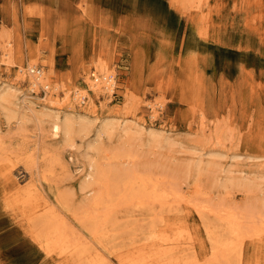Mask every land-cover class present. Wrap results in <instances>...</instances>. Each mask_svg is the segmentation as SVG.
Masks as SVG:
<instances>
[{"label":"rangeland","instance_id":"1","mask_svg":"<svg viewBox=\"0 0 264 264\" xmlns=\"http://www.w3.org/2000/svg\"><path fill=\"white\" fill-rule=\"evenodd\" d=\"M32 64L43 68L44 96L29 88ZM102 67L114 74V96L89 86ZM6 86L12 95L0 105V155L8 162L0 168V264H69L22 231L31 205L16 186L34 181L43 201L85 240L86 226L72 213L83 216L94 192L82 186L88 160L103 164L115 151L118 169L130 152L138 156L137 173L172 179L183 203L166 205L162 227L175 235L173 228L186 226L193 247H180L197 261L208 264L205 230L224 231L225 222L209 211L203 220L184 200L264 215V0H0V89ZM75 90L86 94L85 103L73 100ZM24 97L37 111L72 113L87 122L85 130L76 121L69 144L51 115L38 122L30 114ZM105 120L112 129L97 132ZM132 204L109 218L106 246L90 244L95 261L138 262H131L133 245L148 244L147 213L159 207ZM241 248L230 264H264V232Z\"/></svg>","mask_w":264,"mask_h":264},{"label":"bare ground","instance_id":"2","mask_svg":"<svg viewBox=\"0 0 264 264\" xmlns=\"http://www.w3.org/2000/svg\"><path fill=\"white\" fill-rule=\"evenodd\" d=\"M7 54L8 51H5L4 55ZM102 68H103L102 70H99L101 71L100 74L98 73L97 74L98 76L93 77L92 79L93 84H89V86L92 89L100 87V89L103 90L105 93L107 92L110 93V90L113 89V86L115 84L114 82L115 80L113 81L114 74L106 72V69H104L105 67ZM35 69L36 70L38 69V74L37 73L33 74L31 72L34 71ZM41 69H43L41 66H36L35 64H32L29 67H27L25 70L26 72L25 75L29 76V79L31 80L30 86L32 87L29 88L31 89L36 88L35 89L36 94H39L40 85L43 86L45 93L47 88L49 87L47 80H45L46 77L44 76V72ZM18 72H21L19 75L23 76L24 70L22 66H20ZM10 88L11 87L6 86L0 89V105H3V103L1 104V102L5 101L7 98L10 97V96L7 97L9 94H11L8 93L9 92L8 90H10ZM35 90L33 91L35 92ZM81 92L75 90L72 96L73 100L75 102L77 101L79 104H83L86 102L83 101L82 103L80 101L79 94H82ZM25 98L26 97L22 98L23 100L21 101H23V103H26V106L30 111V114L38 122H40V119L42 118L41 117L42 114H43L42 116L51 115L47 111H37L34 108V105L27 104V102H24V100L25 101L27 100ZM17 100L19 101L20 99L18 98ZM71 114L72 113L67 112V113H63L62 116L56 114L50 116L51 117L50 122L52 126L54 128L59 129L64 134L69 144L72 141L71 139H72V133L74 132L75 122L76 121L79 122L77 124L79 129L82 128L84 129L85 127L83 126L87 124V122L83 121V119L75 118V116ZM78 128L76 129L78 130ZM111 129H112V125L110 124V122H107L105 120L102 121L101 124H99L97 132L100 131L108 132ZM152 133L153 132H151L149 136L152 137V140L153 138L155 140V137ZM97 135L99 136V134ZM87 146L92 147L93 146L92 142L88 143ZM97 147L94 150L97 151L98 154H101L102 151L100 153L99 150L100 149L103 150V148L98 149ZM122 148L124 149V147ZM109 152H111V150ZM107 155L108 158L107 159L105 158V162L103 164H99L96 161L94 162L92 160H88L89 171L87 177L82 182V186L84 187L93 186L94 192L91 195L90 200L85 205L82 206V210L84 211L83 216L77 217L76 213H72V215H75L74 216L75 220H77L80 223H84L86 226L87 236L85 240H83L84 236H79L77 233H75L78 231L77 229H76L77 231H75L72 229L73 227L71 228L70 226L67 225V223L65 222L67 221L65 220L66 218L64 219L63 216H61V214L57 212L55 207L50 205L48 206V204H46V202L43 201L44 197L40 194L38 187L34 183V181L31 182V180L23 184L18 182L16 186V191L20 196V198L22 199V202L27 205H31V207L27 209V213L29 214L30 218H28L27 222H25V224L22 225V231L33 238V240L35 241L39 249L43 251V253L49 255L50 253L52 254L55 252V254L57 253L58 255L57 254L56 255L59 256L61 260H63V263L67 262L69 264H106V262L103 263V261H105L106 259L104 260L100 259L98 261L94 260L92 256L93 254L91 252L92 246L90 248L89 246L90 244H92V241L94 242L97 241L101 243L102 246L103 245L106 246L107 240L105 239V236H106V232L109 229H107L104 232V227L105 225H107L106 223L109 221V218L111 219L113 218L116 209L122 205L124 206L125 204H131V203H133L138 207L141 206V208L142 207L144 208L146 205L147 206L149 205L150 208L153 209L156 204L159 207L158 211H155L153 209L151 213H147L149 215L152 214L150 220L147 223L148 228H145L147 229V231L151 233L150 241L148 242V244H146V246H143L146 249L141 246L136 247L137 244L133 245L134 252L137 253L133 252L134 257L131 259V262L138 261L137 263H142V262H147V260L148 261L152 260L154 261L155 264L157 263L158 264H204L203 263L204 260L197 261L198 258L195 257L194 255L191 256L186 254L185 252H182L183 249L181 248L182 246H184L185 248L193 247L192 245L193 239L186 226L178 225L177 228H173L175 232L177 231L175 235L167 234L168 230H164L162 227L163 225L162 223L164 220L163 216L165 215V212L167 210L165 208L166 205L168 206V210H171L174 204L182 200V197L180 196L179 193V189L177 188L176 185L173 184L172 179L169 177H165L163 175H161L159 178L149 177L146 175V172L142 174L141 173L142 171H140V173H137L136 171L138 170V165L140 164V163L137 164L138 156L130 152L127 153V155L125 154L126 156H128L127 158L128 160L125 158L128 161L127 166L123 165V162L121 163V161H119V163L122 164L121 165L122 168L120 167V169L113 166V163L117 162L116 151L114 156L112 157H109L110 154ZM2 157L0 155V168L2 167L1 172L8 169V164H7L8 162L4 163ZM105 157L107 156L105 155ZM136 159L137 161L136 163H134ZM145 166L146 165L144 164L142 165L144 169L147 168ZM143 168L142 170H144ZM147 169H145V171ZM139 170H141V168ZM58 200L63 205H66L65 203L62 202V200H64L63 194H59ZM38 201H42V202L37 203ZM184 201L188 203L189 207L192 210H195V212H197V214L203 220L205 216L204 213L209 211V212H213L218 219L222 220V222L223 221L225 222L224 231L210 232L208 230H205L206 237L209 238L208 254L210 255L208 259H206V262L208 264H222V263L230 264V258L232 255L239 256L240 249H242L241 244L243 243L246 237H250L252 239L258 237L261 239V234H263L264 232V215L259 214L260 215L259 218L254 219L250 215V213L249 216L245 215L243 211L246 212V210L243 209L242 211L241 209L238 208H236L237 210L236 209L233 210V209H226L224 207L223 208L217 206L213 207L210 206L212 205L211 202L209 205L206 203L205 204L198 203L193 200H184ZM247 206L244 207L245 209L247 208V210L249 211L250 209ZM137 209H135V211L133 209V211L136 212L138 211ZM157 212L158 214L157 216H155L156 219H153L152 216L155 215ZM252 215L255 217L254 214ZM138 220H144V218ZM114 221L117 222L116 220ZM183 233L186 234V236H183L182 235ZM224 233L229 234L231 237H227L226 235H224ZM93 249L95 248L93 247ZM237 252L238 254H236ZM119 263L123 264V262H119Z\"/></svg>","mask_w":264,"mask_h":264},{"label":"built area","instance_id":"3","mask_svg":"<svg viewBox=\"0 0 264 264\" xmlns=\"http://www.w3.org/2000/svg\"><path fill=\"white\" fill-rule=\"evenodd\" d=\"M38 69L37 70L35 69L34 71H31V72L33 74L34 73L38 74ZM115 82H116V80H115ZM115 88H116V86L114 84L113 89L110 90V94L113 95V96H114V94H116ZM39 93H42V95L44 96L45 90H44L42 85L39 86ZM79 98H80V101L83 103V101H86L87 96H86V94H79Z\"/></svg>","mask_w":264,"mask_h":264}]
</instances>
